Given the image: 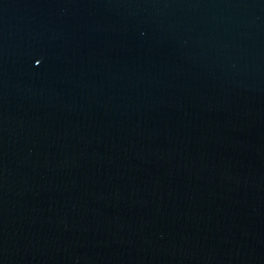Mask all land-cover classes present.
Instances as JSON below:
<instances>
[{
	"label": "water",
	"instance_id": "obj_1",
	"mask_svg": "<svg viewBox=\"0 0 264 264\" xmlns=\"http://www.w3.org/2000/svg\"><path fill=\"white\" fill-rule=\"evenodd\" d=\"M0 264H264V0H0Z\"/></svg>",
	"mask_w": 264,
	"mask_h": 264
}]
</instances>
